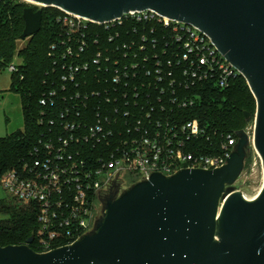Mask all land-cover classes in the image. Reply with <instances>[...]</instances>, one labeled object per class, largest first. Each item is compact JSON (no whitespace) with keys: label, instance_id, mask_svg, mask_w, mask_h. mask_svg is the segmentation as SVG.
<instances>
[{"label":"trees","instance_id":"1","mask_svg":"<svg viewBox=\"0 0 264 264\" xmlns=\"http://www.w3.org/2000/svg\"><path fill=\"white\" fill-rule=\"evenodd\" d=\"M26 7L22 0L0 1V71L16 66L11 71L10 90L20 95L24 117L22 128L0 137V183L8 171L21 170L43 154L46 143L68 135L60 118L66 107L80 112L89 124L97 122L98 113L103 121L107 116L118 118L114 128L120 137L129 136L124 117L127 110L131 112L130 121L144 119L145 109L152 106L156 118L180 122L198 119L206 133L193 143L206 153L219 152L227 134L245 128L246 113L251 117L255 113L256 99L242 74L232 75L225 88L218 85L215 76L186 84L181 71L187 63L183 59L185 50L171 29L154 22L132 21L110 29L87 22V27L74 29L64 22L65 11L43 6L41 30L18 48ZM16 56L21 59L18 64H14ZM132 64L137 67L131 68ZM71 67L75 80L64 81ZM117 74L121 75L119 82L114 81ZM160 75L162 80H158ZM171 79L175 80L173 85ZM52 92L66 101L43 105L41 100L48 99ZM173 97L177 99L175 104ZM183 99H193L194 103L179 106ZM81 114L74 113L76 120H81ZM78 147H86L85 154L99 155L96 146ZM247 157L249 165L251 156ZM38 212L37 205L19 203L9 195L0 199V213L6 216L0 217V245L27 244L33 237L30 246L38 250Z\"/></svg>","mask_w":264,"mask_h":264},{"label":"water","instance_id":"2","mask_svg":"<svg viewBox=\"0 0 264 264\" xmlns=\"http://www.w3.org/2000/svg\"><path fill=\"white\" fill-rule=\"evenodd\" d=\"M32 1L100 22L152 9L208 33L255 96L254 146L264 169V0ZM23 17L22 40L41 30L43 11L29 6ZM237 133L226 165L154 172L109 199L95 230L75 243L48 253L29 245L33 237L0 245V264H264V186L254 199L231 189L248 153V135Z\"/></svg>","mask_w":264,"mask_h":264},{"label":"built area","instance_id":"3","mask_svg":"<svg viewBox=\"0 0 264 264\" xmlns=\"http://www.w3.org/2000/svg\"><path fill=\"white\" fill-rule=\"evenodd\" d=\"M66 13L64 22L74 29L87 27V22L110 29L125 21L154 22L171 29L185 50L183 59L187 63L181 71L186 84L204 82L215 76L218 85L225 88L229 86L232 75L241 74L208 33L194 24L170 18L155 10H131L104 22ZM110 40H113L112 36ZM123 66L128 69L127 64ZM116 67L119 68V64ZM136 67L137 64L131 66ZM9 69L15 71L16 66L11 65ZM72 69L69 75L64 76V81L75 80ZM147 74H150L149 70ZM120 80L121 75L117 74L114 81ZM158 80H162L161 75ZM169 82L173 85L175 80ZM57 95L52 92L41 103L47 105L50 101L52 105V102L66 101L65 97L59 100ZM135 95L139 96L137 88ZM106 99L110 101V97ZM171 101L175 104L177 99L173 97ZM135 103L139 105L137 101ZM193 103V99L178 102L182 107ZM164 108L162 106L161 111ZM145 110L144 119L136 121H130L129 110L124 112L129 136L120 137L114 128L118 118L107 116L103 121L98 113L97 122L89 124L80 112L66 107L61 111L60 118L68 135L46 143L43 154L26 163L23 169H13L5 174L1 185L7 194L19 203H32L39 209V249H34L36 252L48 253L71 245L93 232L106 210L105 196L114 186L131 187L149 180L154 172L170 177L183 169L220 168L228 163V157L236 149L240 138L237 132L227 134L219 152L206 153L193 143L194 139L206 133L198 119L185 122L161 119L153 116V106ZM141 111L144 108L141 107ZM74 113L81 114L80 121L76 120ZM80 144L96 146L99 155L85 154L87 148H79Z\"/></svg>","mask_w":264,"mask_h":264},{"label":"rangeland","instance_id":"4","mask_svg":"<svg viewBox=\"0 0 264 264\" xmlns=\"http://www.w3.org/2000/svg\"><path fill=\"white\" fill-rule=\"evenodd\" d=\"M22 1L27 4V7L32 5L37 6V9H41V7H43L42 5L32 3L28 0ZM25 43V39H21L18 42V48L23 47ZM20 62V57L16 56L14 59V64H18ZM11 82V70L9 67L0 71V137L6 136L24 126L21 98L19 94L10 90ZM256 116L257 101L254 115L247 119L248 123L246 124L245 128L242 129L248 135L249 142L247 156H251V163L246 165L245 161L244 168L239 178L231 186L233 191L240 192L248 199L255 198L262 189L264 183V169L262 159L253 143L257 118ZM119 188L122 194V192L127 190L129 187L120 186ZM7 196V191L0 183V199ZM0 217L4 218L6 216L0 213Z\"/></svg>","mask_w":264,"mask_h":264},{"label":"flooded vegetation","instance_id":"5","mask_svg":"<svg viewBox=\"0 0 264 264\" xmlns=\"http://www.w3.org/2000/svg\"><path fill=\"white\" fill-rule=\"evenodd\" d=\"M121 194L120 188L114 186L109 194H106L104 202L107 204L108 200L111 198H116Z\"/></svg>","mask_w":264,"mask_h":264},{"label":"bare ground","instance_id":"6","mask_svg":"<svg viewBox=\"0 0 264 264\" xmlns=\"http://www.w3.org/2000/svg\"><path fill=\"white\" fill-rule=\"evenodd\" d=\"M28 1H30V2H32V3H35V4L42 5V6H43V4H42V3H38V2H35V1H32V0H28ZM253 143H254V141H253ZM263 186H264V183H263ZM263 186H262V188H263ZM261 190H262V189H261ZM261 190H260V192H261ZM260 192L258 193V195L260 194ZM258 195H257V196H258ZM257 196H256V197H257ZM256 197H255V198H256ZM253 199H254V198H253ZM218 218H219V215H218Z\"/></svg>","mask_w":264,"mask_h":264}]
</instances>
